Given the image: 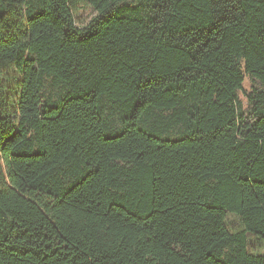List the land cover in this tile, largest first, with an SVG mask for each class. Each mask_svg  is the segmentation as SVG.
<instances>
[{"label": "trees", "instance_id": "obj_1", "mask_svg": "<svg viewBox=\"0 0 264 264\" xmlns=\"http://www.w3.org/2000/svg\"><path fill=\"white\" fill-rule=\"evenodd\" d=\"M0 264H264V0H0Z\"/></svg>", "mask_w": 264, "mask_h": 264}, {"label": "rangeland", "instance_id": "obj_2", "mask_svg": "<svg viewBox=\"0 0 264 264\" xmlns=\"http://www.w3.org/2000/svg\"><path fill=\"white\" fill-rule=\"evenodd\" d=\"M93 16V13L90 9L88 8H84L82 9L79 14H78V19H79V22L77 23V25H82L84 24L85 22H87L91 17ZM243 88L244 89H248V85H247V80L245 79L244 83H243ZM240 98L241 100L243 101V97L242 95H240Z\"/></svg>", "mask_w": 264, "mask_h": 264}]
</instances>
